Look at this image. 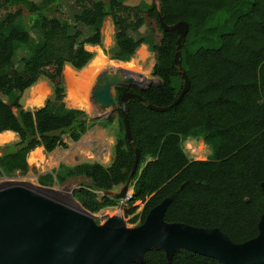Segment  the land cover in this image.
I'll list each match as a JSON object with an SVG mask.
<instances>
[{"label": "trees", "instance_id": "1", "mask_svg": "<svg viewBox=\"0 0 264 264\" xmlns=\"http://www.w3.org/2000/svg\"><path fill=\"white\" fill-rule=\"evenodd\" d=\"M67 0H0V134L12 132L18 141L4 148L0 156V178L27 175L29 154L37 148L52 153L68 148L64 137L79 142L97 123L83 110L64 102L63 73L66 66L80 71L94 59L88 46L103 44V26L111 18L115 46L111 60L128 63L144 44L156 56L152 75L158 85L115 89V100L130 91L141 96L127 103V114L135 146L127 136L121 109L114 157L109 166L85 163L61 167L56 177L39 178L42 186L64 184L72 178L92 182L72 192L75 201L91 214L118 207L120 200L105 195L123 187L132 172L136 151L141 160L132 180V199L124 207L125 218L142 226L149 213L172 199L167 223L200 229H219L235 244L256 238L264 214V0H154L150 6H129L124 0H76L80 12L74 25L64 22ZM11 7H17L9 11ZM247 9L240 15L241 10ZM26 10L31 25L24 23ZM234 19L232 29L218 33V47L211 37L219 14ZM169 26L187 22L189 34L181 49V69L191 81L189 92L167 112H155L147 105H172L184 89L181 70L175 65L176 32H165L160 17ZM152 19L162 35L160 42L134 39ZM92 29L87 36L86 30ZM38 31L37 40L32 31ZM208 44V45H206ZM22 48L29 55L23 68L14 59ZM42 79L53 95L45 106L26 110L22 97ZM201 138L211 146L212 159L194 161L184 149L188 139ZM140 202L143 205H136ZM141 264H220L186 250H178L170 261L163 250L149 251Z\"/></svg>", "mask_w": 264, "mask_h": 264}, {"label": "water", "instance_id": "2", "mask_svg": "<svg viewBox=\"0 0 264 264\" xmlns=\"http://www.w3.org/2000/svg\"><path fill=\"white\" fill-rule=\"evenodd\" d=\"M160 26L165 32H176L177 53L175 65L181 70L184 89L170 106L147 105L155 112H167L179 104L189 92L191 81L181 69V49L190 31L187 22L169 26L161 14ZM83 70V69H82ZM150 82L145 88L151 87ZM137 82L122 70L102 72L92 89L91 103L97 118L109 117L121 109L126 136L135 146L127 114V103L145 100L136 93L126 91L120 105L115 100L117 87L131 89ZM136 156L132 172L120 192H106L118 200L132 199L130 190L139 162ZM87 186L93 188L92 182ZM264 191V183L262 184ZM172 199L154 208L145 223L136 228H126L122 217L109 218L99 227L94 215L83 209L78 213L23 188L0 190V264H141L147 252L165 251L171 261L178 250H186L220 264H264V214L258 225L256 238L243 244H235L219 229H200L180 223H167L166 211Z\"/></svg>", "mask_w": 264, "mask_h": 264}, {"label": "rangeland", "instance_id": "3", "mask_svg": "<svg viewBox=\"0 0 264 264\" xmlns=\"http://www.w3.org/2000/svg\"><path fill=\"white\" fill-rule=\"evenodd\" d=\"M33 1L38 3L41 0H33ZM75 2L76 0H67L64 4L62 14L58 15L62 21L67 22L71 25H74V16L80 12V9L76 6ZM153 2L154 0H124V3L129 6H138L143 4L150 6L151 4H153ZM16 9L17 7H11L9 11H14ZM246 10H247L246 8L244 10H241L240 12L237 13V15L246 12ZM7 12L8 11L1 9L0 19L4 18ZM24 13H25L24 23L26 25H31L29 13L26 10H24ZM110 21H112L111 18L110 17L107 18L103 26L104 31H103L102 46L89 47V51L93 52L96 55L97 49H100L102 53L108 59L111 60V54L115 46V40L113 39L107 42V30ZM233 22L234 19L231 16H228L226 13L219 14V16L215 21L216 25L218 26V30L216 34L211 37L212 42L211 45L209 44L210 47L213 48L218 47L219 43H218L217 34L230 32L232 29ZM92 32H93L92 29L88 28L86 30V35L89 36L92 34ZM130 34L136 40L145 39L147 43L151 41H155L158 43L162 38V35L158 29L157 24L152 19L149 18H147L145 26H143L138 31L131 32ZM32 35L37 40L39 33L38 31L34 30L32 31ZM143 48H146L149 56L146 58L144 62H140V67L142 68L143 73L149 74L148 78L151 80V82L154 81L152 85H158L160 83L159 79L152 75L153 68L156 64V56L151 51L149 44L142 45L138 50V52L141 51V49ZM138 52L130 62L136 60ZM28 55H29V51L27 48H22L18 52L16 58L14 59L15 67L18 70H21L23 68V59L26 58ZM111 61L113 62V60ZM114 62H118V61H114ZM122 63L124 62L117 64V67L121 66L119 68L109 66L107 70L105 69L102 72L109 70H114V71L124 70V66H125L124 64L127 63L124 64ZM67 68H72V67L66 66L64 72ZM64 76L65 75L63 73L65 91L67 92ZM147 86L148 84L145 85V84L137 83L136 87L146 88ZM34 87H43L47 89L48 90V95L46 97L47 99H45L44 103L42 104L43 106L42 105L38 107L31 106V104L29 103L31 102L32 99L30 96V92L33 89L32 87L31 89L26 91L22 97V105L26 110L35 111L39 108L44 107L46 102L53 95L52 86L49 83V81L46 79L40 80L38 84H36ZM114 95H115V90H114ZM64 102L68 108H73L69 106V104L66 101V93H65ZM86 113L88 115L89 120H97V123L88 130V132L82 137V139L79 142L76 143L72 142L68 139L67 136H65L64 140L67 142L68 148L66 149L59 148L52 153H46L42 148L43 149L42 162L41 161L32 162L30 160V156H28V164L30 166V170L28 174L21 175L17 173L12 178H6V177L0 178V190H6L14 187L23 188L39 196H42L48 200H51L55 203L65 206L71 210H74L72 207L73 202L74 204H78V203L73 198L72 192L74 189L78 188L83 184L87 185V182H89L88 180L84 178H72L66 181L62 185L56 181L55 185L52 187L42 186L40 185L38 180L41 176L46 175L48 173L51 174L53 173L56 177V172L59 171L61 167L70 168L85 163H90V164L100 163L103 164L104 166H109L111 164L114 157L117 136L119 133V120H120L119 112L115 111L109 117L103 119L96 117L93 107H92V112H86ZM17 141H18V137L15 135V137H13L8 142H5L4 144H0V156L4 152V148L6 146L14 145ZM184 149L187 155L189 156V158L194 161H206L208 159H212L214 153L212 147L207 145L201 138L186 140L184 143ZM121 188L122 187L117 188L113 192L118 193L120 192ZM130 194H132V189L130 190ZM136 205L140 206L139 211H141L143 205L140 202H137ZM124 207L125 206H122L121 208L119 204L118 207L103 210L99 214H93L96 224L99 227H103L104 225H106L109 218L122 217L125 220L126 228L128 229L138 228L137 224L131 223L130 221L131 218L128 217L125 218L124 210H123Z\"/></svg>", "mask_w": 264, "mask_h": 264}, {"label": "bare ground", "instance_id": "4", "mask_svg": "<svg viewBox=\"0 0 264 264\" xmlns=\"http://www.w3.org/2000/svg\"><path fill=\"white\" fill-rule=\"evenodd\" d=\"M107 42H109L108 38H107ZM148 56L149 55L146 52L145 48H143L141 51L138 52L135 61L127 64L122 63L125 65L124 70L122 71L128 74L130 77H132L138 84H145V85L149 84L151 82V80L148 78L149 74L143 73V70L140 67V62H144ZM119 63L121 62H114V61L112 62L102 53L100 49H97L93 61L83 70L76 71L73 70L72 68H67L64 72L65 75L64 77H65V85L67 90L66 101L69 104V106L73 107L75 110L79 109V110H84L86 112H92L93 106L91 103V92L96 83L98 76L102 71H104L105 69L107 70L109 66L117 67V64ZM119 67L121 66H118L117 68ZM47 95H48L47 89L43 87H33V89L30 92V96L32 99L29 104H31V106L38 107L44 103L45 99H47L46 98ZM15 135L16 134L12 132H6L0 134V144H4L5 142H8L13 137H15ZM42 153H43L42 148L35 149L29 155L30 160L32 162H38V161L42 162L43 161ZM72 207L74 211L85 214L78 204H74L73 202Z\"/></svg>", "mask_w": 264, "mask_h": 264}, {"label": "crops", "instance_id": "5", "mask_svg": "<svg viewBox=\"0 0 264 264\" xmlns=\"http://www.w3.org/2000/svg\"><path fill=\"white\" fill-rule=\"evenodd\" d=\"M111 22V23H110ZM109 22V26H108V30H107V38L109 39V41L113 40L114 39V35H115V27H114V24L112 23V21ZM104 28V27H103ZM104 31V30H103ZM110 35V36H109ZM89 47L91 46H88V50H89ZM142 50V49H141ZM146 50V48H145ZM147 52V50H146ZM133 193V191H132Z\"/></svg>", "mask_w": 264, "mask_h": 264}, {"label": "built area", "instance_id": "6", "mask_svg": "<svg viewBox=\"0 0 264 264\" xmlns=\"http://www.w3.org/2000/svg\"><path fill=\"white\" fill-rule=\"evenodd\" d=\"M130 196H132V194H130ZM130 201V200H129ZM127 199L125 200H120V207L122 208V206H126V204L129 202Z\"/></svg>", "mask_w": 264, "mask_h": 264}]
</instances>
